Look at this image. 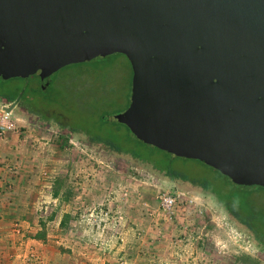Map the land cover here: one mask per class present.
I'll use <instances>...</instances> for the list:
<instances>
[{"label":"water","instance_id":"obj_1","mask_svg":"<svg viewBox=\"0 0 264 264\" xmlns=\"http://www.w3.org/2000/svg\"><path fill=\"white\" fill-rule=\"evenodd\" d=\"M130 62L141 143L264 189V0H0V81ZM16 103L8 111H12Z\"/></svg>","mask_w":264,"mask_h":264},{"label":"rangeland","instance_id":"obj_2","mask_svg":"<svg viewBox=\"0 0 264 264\" xmlns=\"http://www.w3.org/2000/svg\"><path fill=\"white\" fill-rule=\"evenodd\" d=\"M132 78L129 60L112 56L62 70L46 90L35 77L28 85L14 80L4 85L3 91L0 84L2 95L19 101L17 114L23 105L24 116L32 125L53 134L62 145L60 178L65 185L61 192L70 195L66 200L63 194L57 208L61 216L65 211L71 212L72 230L65 234L58 230L56 236L62 242L67 238L65 243L80 237L109 244L121 243V238L130 243L157 241L161 247L154 251L174 262L188 263L187 258L193 257L205 264H264V190L240 188L200 162L172 159L136 140L128 144L133 136L127 127L103 118L118 116L128 109ZM48 114L56 120H47ZM13 119L19 125L24 122L15 115ZM73 129L127 143V149L138 158L195 184H207L217 197L189 182L171 179L150 164L106 152ZM168 192L177 197L171 217L161 206V197ZM220 202L237 211L240 221L251 225L260 241L240 221L236 222ZM53 204L46 206L52 208ZM195 206L203 213L196 211ZM46 216L50 217V213ZM82 219L84 229L76 235L74 222ZM62 250L67 251L63 247Z\"/></svg>","mask_w":264,"mask_h":264},{"label":"crops","instance_id":"obj_3","mask_svg":"<svg viewBox=\"0 0 264 264\" xmlns=\"http://www.w3.org/2000/svg\"><path fill=\"white\" fill-rule=\"evenodd\" d=\"M14 115L23 124L0 139V191L4 192L0 202V264H205L193 257L187 258L188 263L174 262L154 251L161 247L157 241L130 243L121 238V243L109 244L82 237L75 242L65 243L67 238L60 241L55 234L58 230L64 234L72 230L61 229L64 215L72 214H59L57 203L62 192L57 197L53 193L56 180L62 177V145L53 134L33 126L24 113L14 110ZM51 203L52 208L46 206ZM48 213L56 214L54 221H48ZM42 221L47 224L46 241L32 238L42 231ZM82 223L83 219L74 222L76 235L82 234Z\"/></svg>","mask_w":264,"mask_h":264},{"label":"trees","instance_id":"obj_4","mask_svg":"<svg viewBox=\"0 0 264 264\" xmlns=\"http://www.w3.org/2000/svg\"><path fill=\"white\" fill-rule=\"evenodd\" d=\"M116 56H124V55H116ZM100 62V61H99ZM14 80H20V79H12V80H9V81H0V84L1 85V90L3 91L4 89V85L6 84H10L12 81ZM23 81V80H22ZM24 82V81H23ZM0 99L1 100H5L8 104L10 103H13L16 101V99L12 96H5V95H2L1 91H0ZM108 116H103V118H105V120L107 119ZM44 118V117H43ZM108 122H111L107 119ZM115 123V122H114ZM123 125V124H122ZM129 130V132L132 134V132L130 131L129 128H127ZM73 132L74 133H83L85 136H87L88 140L94 145V146H99L101 147L103 150H105L106 152H109L111 154H116V155H123V156H130L132 158V160H137L138 162L142 163V164H150L148 162H145L143 161L142 159L138 158L137 156H135L132 152L130 153V150H128L127 148V145L128 144H131L132 141H135L137 143H140V145L142 146H145V147H148V148H152V149H155L159 152H162L161 150H158L156 148H153V147H150L148 145H145L143 143H141L139 140H137L135 138V136L132 134L133 136V139L131 138L130 141H128V144L127 143H124V142H119V141H112V140H105L104 138H102L100 135H90L89 133H86V132H83L81 130H74L73 129ZM129 146V145H128ZM167 154V153H166ZM168 156H171L169 154H167ZM172 159H176L175 157L171 156ZM199 162V161H197ZM201 163V162H200ZM152 165L156 170H158L159 172H162L164 173L166 176L170 177L171 179H174V180H180L182 182H189L191 183L192 185L194 186H198L200 187L201 189H203L204 191H211L213 193L212 190H210L207 186V184H195L193 183L192 181H190L187 177H184V176H181V175H178L176 173H174L173 171H169V172H165L163 170H159L158 168H156L155 165L153 164H150ZM212 169V168H211ZM214 170V169H213ZM216 171V170H215ZM218 172V171H217ZM219 173V172H218ZM231 182V181H230ZM64 179L62 178H59L56 180L55 184H54V196L57 197L60 193H61V189L64 188ZM261 189V188H259ZM264 190V189H262ZM65 195V199L67 200V198H69V192H62V195ZM214 194V193H213ZM215 195V194H214ZM217 197V195H215ZM219 200V198H218ZM221 203V202H220ZM223 205V203H221ZM224 206V205H223ZM225 207V206H224ZM226 211L232 216V218L234 220H236V222L240 221V218H239V215L237 213V211H235L232 207H225ZM56 217V214L53 213L52 216H50V218L48 219V221H54ZM72 220V216L70 214H65L64 217H63V220L61 221L60 223V227L61 229H63L64 231L65 230H68V227L70 226V222ZM241 222V221H240ZM238 222L241 226H243V228L245 230H247L248 232H250L251 234H253L255 236V238L257 239V241L259 242L260 241V238L258 236V234L252 229L253 227L251 225H249L248 223L246 222ZM41 227H42V231L33 235L32 238L33 239H36V240H43V241H46L47 240V231H46V228H47V224L45 222H41L40 223ZM264 250V246H261Z\"/></svg>","mask_w":264,"mask_h":264},{"label":"built area","instance_id":"obj_5","mask_svg":"<svg viewBox=\"0 0 264 264\" xmlns=\"http://www.w3.org/2000/svg\"><path fill=\"white\" fill-rule=\"evenodd\" d=\"M9 106H0V139L5 138L8 134L18 131V124L13 119V111H8ZM4 192L0 191V202ZM177 205V197L172 193H165L161 197V206L167 212L169 217L174 214L173 210Z\"/></svg>","mask_w":264,"mask_h":264},{"label":"flooded vegetation","instance_id":"obj_6","mask_svg":"<svg viewBox=\"0 0 264 264\" xmlns=\"http://www.w3.org/2000/svg\"><path fill=\"white\" fill-rule=\"evenodd\" d=\"M33 78H34V77H33ZM35 78H38V77H35ZM38 79H39V78H38ZM0 101H1V99H0ZM2 101H3V100H2ZM18 102H19V101L16 100L15 102L8 104V103L4 100V103H5V104H4V103H0V106H9V108H10V107L12 106V104L16 103L15 108L12 110L13 113H14V110H16V107L18 106ZM24 108H25V107H23V105H22V107H19L18 112H20V114H21V113H24V112H25V111H24ZM25 110L28 111L29 108H26ZM30 110H31V109H30ZM34 112H35V114H36V113H37V114H38V113H39V114L41 113V112H39V111H34ZM34 112H33V113H34ZM46 119H47V120H54V121L56 120V118H55L54 116L50 115V114H48V116H46Z\"/></svg>","mask_w":264,"mask_h":264}]
</instances>
